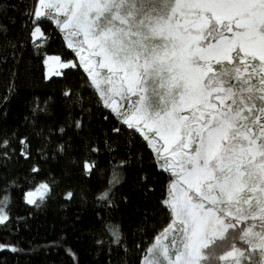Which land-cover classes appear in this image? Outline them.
<instances>
[{
  "label": "snow or ice",
  "instance_id": "obj_1",
  "mask_svg": "<svg viewBox=\"0 0 264 264\" xmlns=\"http://www.w3.org/2000/svg\"><path fill=\"white\" fill-rule=\"evenodd\" d=\"M34 5L32 36L54 24L103 107L147 142L168 176L160 203L169 222L140 264H264V0ZM46 192L41 185L26 202L39 207ZM109 195L97 199L110 205ZM9 203L0 189V225ZM107 231L122 241L118 228Z\"/></svg>",
  "mask_w": 264,
  "mask_h": 264
},
{
  "label": "trees",
  "instance_id": "obj_2",
  "mask_svg": "<svg viewBox=\"0 0 264 264\" xmlns=\"http://www.w3.org/2000/svg\"><path fill=\"white\" fill-rule=\"evenodd\" d=\"M34 6L0 0V189L10 198L0 245L17 249L0 250V264H140L169 222L160 203L168 176L147 142L103 107L54 24L32 36ZM49 57L77 67L47 76ZM40 183L48 187L40 206L27 204ZM105 191L110 205L97 199Z\"/></svg>",
  "mask_w": 264,
  "mask_h": 264
},
{
  "label": "rangeland",
  "instance_id": "obj_3",
  "mask_svg": "<svg viewBox=\"0 0 264 264\" xmlns=\"http://www.w3.org/2000/svg\"><path fill=\"white\" fill-rule=\"evenodd\" d=\"M65 43H66V46H67V42H66V40H65ZM71 50V49H70ZM75 54V53H74ZM58 58H55V57H49V58H47L46 59V61H45V67H47L46 69V74H47V76H53V75H57L60 71H63V70H65V69H67V68H62V67H60V64L59 63H57L56 62V60H57ZM59 60V59H58ZM59 62L60 63H65V62H61L60 60H59ZM69 62H71V63H74L73 61H69ZM75 62L79 65V57L78 56H76V54H75ZM82 69H83V67L82 66H80ZM60 74V73H59ZM87 74V73H86ZM90 80V79H89ZM41 185H46L45 183H40L35 189H33V190H31L30 192H35ZM47 192H48V187H47ZM46 192V193H47ZM27 193H29V192H27ZM26 193V194H27ZM46 193H44V195H43V197L41 198V197H37L36 199H37V203H39L45 196H46ZM26 200H27V196L25 195V202H26ZM27 203V202H26ZM28 204V203H27ZM29 205H33V204H29Z\"/></svg>",
  "mask_w": 264,
  "mask_h": 264
}]
</instances>
